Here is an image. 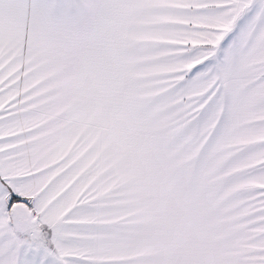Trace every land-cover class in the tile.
<instances>
[{"label": "snow or ice", "instance_id": "snow-or-ice-1", "mask_svg": "<svg viewBox=\"0 0 264 264\" xmlns=\"http://www.w3.org/2000/svg\"><path fill=\"white\" fill-rule=\"evenodd\" d=\"M0 264H264V0H0Z\"/></svg>", "mask_w": 264, "mask_h": 264}]
</instances>
